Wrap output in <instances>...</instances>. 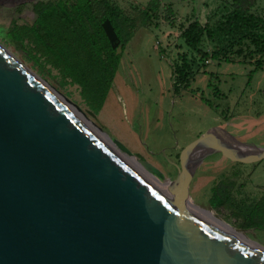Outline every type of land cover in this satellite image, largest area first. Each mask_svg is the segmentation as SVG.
<instances>
[{
	"label": "water",
	"instance_id": "1",
	"mask_svg": "<svg viewBox=\"0 0 264 264\" xmlns=\"http://www.w3.org/2000/svg\"><path fill=\"white\" fill-rule=\"evenodd\" d=\"M103 26L116 46L112 24ZM106 137L115 149L0 49V264H264V251L187 205L188 182L208 152L177 166L171 180Z\"/></svg>",
	"mask_w": 264,
	"mask_h": 264
},
{
	"label": "rangeland",
	"instance_id": "2",
	"mask_svg": "<svg viewBox=\"0 0 264 264\" xmlns=\"http://www.w3.org/2000/svg\"><path fill=\"white\" fill-rule=\"evenodd\" d=\"M111 1L134 13L133 5L147 10L150 0ZM162 1L173 4L175 26L165 20L164 8L150 10L152 23H139L130 43L121 48L122 61L99 112L90 108L81 86L31 32L36 17L31 4L22 12L0 7V49L41 85L53 87L76 104L106 136L117 138L171 180L177 178L178 169L169 160L184 171L185 160L192 162L208 152L188 182L193 203L205 210L213 225L227 229L210 216L214 213L264 249V153L260 151L264 149V70L249 84L253 66L202 62L182 38L195 20L213 25L224 3L232 0ZM252 11L264 16V0H258ZM14 19L23 47L9 36ZM202 46L212 51L209 42ZM183 53L195 73L187 90L179 88L176 73ZM86 127L98 132L91 124ZM229 144L233 146L226 150ZM216 192L233 208L214 207L210 200ZM251 220L257 224L247 228Z\"/></svg>",
	"mask_w": 264,
	"mask_h": 264
},
{
	"label": "trees",
	"instance_id": "3",
	"mask_svg": "<svg viewBox=\"0 0 264 264\" xmlns=\"http://www.w3.org/2000/svg\"><path fill=\"white\" fill-rule=\"evenodd\" d=\"M257 1L225 2L213 25L195 20L183 31L182 38L202 62L217 61L220 64L237 61L253 66L248 81L251 84L253 76L264 70V16L252 11ZM26 5L18 6L16 11L22 12ZM31 5L36 15L31 32L81 86L94 112L104 107L113 86L123 58V51L118 52V47L124 49L130 43L139 23L143 26L152 23L150 10L164 8L165 20L175 26L173 4H165L162 0H150L147 10L133 5L134 13H128L111 0H39ZM106 20L110 21L117 35L116 46L105 32L103 24ZM15 25L16 19L12 20L9 36L17 46L23 47L15 33ZM204 41L212 44L211 52L203 48ZM179 57L181 62L176 66L178 86L187 90L195 80V73L188 55L183 53ZM178 86H175V92ZM190 164L187 159L182 167L187 169ZM210 201L216 208H233L217 192ZM256 224L251 220L247 228Z\"/></svg>",
	"mask_w": 264,
	"mask_h": 264
},
{
	"label": "bare ground",
	"instance_id": "4",
	"mask_svg": "<svg viewBox=\"0 0 264 264\" xmlns=\"http://www.w3.org/2000/svg\"><path fill=\"white\" fill-rule=\"evenodd\" d=\"M31 76V75H30ZM32 77V76H31ZM33 78V77H32ZM34 79V78H33ZM35 80V79H34ZM36 81V80H35ZM39 83V82H38ZM43 86V85H42ZM53 97L54 95L59 98V100L54 97L60 104H62L64 106V108H66L77 120H79L85 127L86 125L89 126V124H91L92 127H94V129L96 128L98 130L97 133H95V131H93L92 129H89L90 131H92L95 135H97L99 138L103 139L105 142L109 143L114 149H115V145L114 143H112L107 137L106 134H104L102 131H100L91 121V119L85 114V112H83L77 105H75L73 102H71L70 100L67 99V97L65 95H63L62 93H60L59 91H57L56 89H54L53 87L48 86V89L46 86H43ZM95 129V130H96ZM122 155V154H121ZM123 157L127 160L128 162H130L133 166L137 167L141 172L143 171L144 174H146V176H148L151 180H153L158 186H160L163 189L168 190L169 188V184L164 182L163 180H161L158 176H156L153 172H150L144 168H141L140 166H138L137 162L135 159H132L130 157H127L125 155H123ZM190 208L194 209L196 212H198L200 215H202L205 219L206 215L204 214L203 211L199 210V207H197L194 204H191L190 202L187 204ZM214 219L219 220L227 229L222 228L220 226H217L219 229H221L223 232H225L226 234L232 236L233 238H236L237 240H239L240 242L244 243L245 245H247L250 248H253L255 250H259V251H264V249H261L259 247H257L254 243L251 242V240L247 237L246 234H239L237 233L235 230H233L232 228H230L229 226H227L224 221L216 214L215 215H211ZM209 221V220H208ZM210 222V221H209ZM233 233L234 235H232L231 233Z\"/></svg>",
	"mask_w": 264,
	"mask_h": 264
},
{
	"label": "flooded vegetation",
	"instance_id": "5",
	"mask_svg": "<svg viewBox=\"0 0 264 264\" xmlns=\"http://www.w3.org/2000/svg\"><path fill=\"white\" fill-rule=\"evenodd\" d=\"M26 6H27V5H26ZM26 6H25V7H26ZM25 7H24V8H25ZM14 9L16 10V8H14ZM171 162L176 166V168H177V166H180V165L177 164L176 162H173V161H171ZM177 169H178V168H177ZM199 210L203 211L204 214L208 215V214L205 212V210H202V209H200V208H199ZM211 215H215V214L213 213V214H211ZM211 215H210V216H211ZM216 216H217V215H216Z\"/></svg>",
	"mask_w": 264,
	"mask_h": 264
}]
</instances>
